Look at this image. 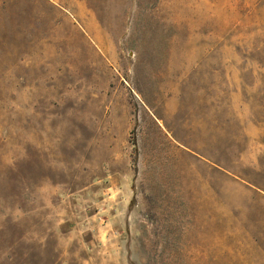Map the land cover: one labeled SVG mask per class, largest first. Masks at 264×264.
I'll use <instances>...</instances> for the list:
<instances>
[{
    "label": "rangeland",
    "instance_id": "rangeland-1",
    "mask_svg": "<svg viewBox=\"0 0 264 264\" xmlns=\"http://www.w3.org/2000/svg\"><path fill=\"white\" fill-rule=\"evenodd\" d=\"M0 264H264V0H0Z\"/></svg>",
    "mask_w": 264,
    "mask_h": 264
}]
</instances>
